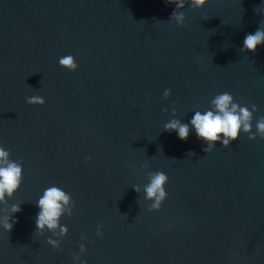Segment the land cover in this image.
I'll use <instances>...</instances> for the list:
<instances>
[{"label":"water","instance_id":"95a60500","mask_svg":"<svg viewBox=\"0 0 264 264\" xmlns=\"http://www.w3.org/2000/svg\"><path fill=\"white\" fill-rule=\"evenodd\" d=\"M176 2L0 0V147L21 167L0 200V264H264V138L241 127L225 147L191 124L228 92L257 131L264 43L243 40L264 30V0ZM69 55L76 69L59 64ZM51 187L69 201L39 229Z\"/></svg>","mask_w":264,"mask_h":264},{"label":"clouds","instance_id":"9594fccd","mask_svg":"<svg viewBox=\"0 0 264 264\" xmlns=\"http://www.w3.org/2000/svg\"><path fill=\"white\" fill-rule=\"evenodd\" d=\"M168 3H173V0H167ZM205 0H192V6H203ZM177 8L184 7V0H177ZM172 16L178 21L183 19L184 13L172 12ZM264 43V30L258 28L254 33H249L243 40V47L255 52L258 44ZM59 64L70 69H76L77 64L73 62L72 56H65L60 58ZM167 94V91H166ZM29 104H44V101L39 96H32L27 98ZM215 108L218 110L215 114L213 111H207L205 114L196 112L191 120V124L194 125L197 136L203 138L206 141L215 142L220 139L222 133L226 139L222 140V144L227 147L231 144L232 140H236L238 133L243 128V131L249 133V139H255L257 135L264 138V116H261L256 122V132L252 133V112L248 110V107H239L232 103V96L228 92L218 94L212 101ZM253 112L257 111L256 105H252ZM165 130H175L178 137L181 140H186L188 137V125L181 124L179 121L173 120L165 125ZM213 145L209 144L204 149L205 152L211 151ZM9 152L5 151L3 147H0V163H4L6 167H0V200H3L5 191L11 196L14 189L17 188L21 178V167L15 163L8 161ZM86 159H91L87 157ZM168 182V176L164 172H156L151 176L150 184L146 187L147 197L155 198V204L153 208L160 207V201L165 197V190L163 185ZM67 204L69 201V195H66L64 191L58 187H51L45 190V194L38 201V206L41 211L36 219V227L42 229L44 225L48 228L57 227V218L61 213V204ZM12 211L19 212L18 205H13ZM15 218L9 223L7 219L4 222V228L9 232L12 230L15 223ZM102 235V234H101ZM55 243V242H52Z\"/></svg>","mask_w":264,"mask_h":264}]
</instances>
